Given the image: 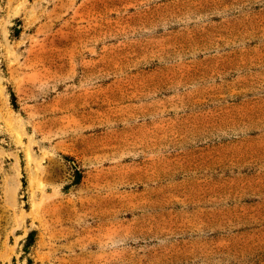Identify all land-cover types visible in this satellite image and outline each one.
Wrapping results in <instances>:
<instances>
[{"label":"rangeland","instance_id":"obj_1","mask_svg":"<svg viewBox=\"0 0 264 264\" xmlns=\"http://www.w3.org/2000/svg\"><path fill=\"white\" fill-rule=\"evenodd\" d=\"M0 13V264H264V0Z\"/></svg>","mask_w":264,"mask_h":264},{"label":"trees","instance_id":"obj_2","mask_svg":"<svg viewBox=\"0 0 264 264\" xmlns=\"http://www.w3.org/2000/svg\"><path fill=\"white\" fill-rule=\"evenodd\" d=\"M6 1L7 0H0V7L3 6L6 3ZM0 15H1V13H0ZM13 31L15 32L14 34L16 36H18L20 34V30L18 28H13ZM75 175H76V183H77L81 179V173L76 172ZM35 236H36L35 232H31L28 235L26 242H25V246H24V252L26 254L30 253L31 248H32L33 244L35 243ZM28 264H34V261L32 259H28Z\"/></svg>","mask_w":264,"mask_h":264}]
</instances>
